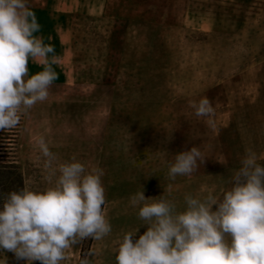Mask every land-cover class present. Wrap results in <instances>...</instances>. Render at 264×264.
<instances>
[{
  "label": "rangeland",
  "instance_id": "obj_1",
  "mask_svg": "<svg viewBox=\"0 0 264 264\" xmlns=\"http://www.w3.org/2000/svg\"><path fill=\"white\" fill-rule=\"evenodd\" d=\"M29 4L41 26L33 35L55 48L58 78L46 101L17 127L0 130V162L21 175L17 192L54 186L59 166L73 157L87 171L102 169L112 226L103 240L69 248L61 264H79L90 251L92 264H116L115 242L138 227L135 242L148 227L129 204L136 192L158 198L172 184L165 197L182 211L186 194L231 187L246 150L264 154V0ZM27 68L28 77L43 70L31 58ZM205 96L214 107L210 118L191 106ZM40 136L56 156L51 168L35 143ZM194 146L204 164L170 180L174 156ZM0 258L27 264L7 250Z\"/></svg>",
  "mask_w": 264,
  "mask_h": 264
},
{
  "label": "clouds",
  "instance_id": "obj_2",
  "mask_svg": "<svg viewBox=\"0 0 264 264\" xmlns=\"http://www.w3.org/2000/svg\"><path fill=\"white\" fill-rule=\"evenodd\" d=\"M40 28L29 0H0V130L17 127L23 114L48 99L58 78L54 46L33 35ZM29 58L43 69L31 77ZM191 106L197 117L214 115L207 96ZM35 143L45 167L51 168L56 156L49 144L43 136ZM205 159L195 146L176 154L169 165V179L191 176ZM261 160L264 154L246 150L241 166L227 181L231 187L213 186L202 197L186 194L182 211L165 197L166 192L171 195L172 184L158 198H146L143 191L130 196V206L138 208V218L148 227L135 242L138 227L115 242L116 264H264ZM58 172L54 186L43 191L25 186L4 200L0 249L13 252L17 260L61 264L72 246L88 238L101 241L112 233L103 170L87 171L73 157ZM95 254L90 251L79 264H92L89 257ZM0 264H7L6 258H0Z\"/></svg>",
  "mask_w": 264,
  "mask_h": 264
},
{
  "label": "trees",
  "instance_id": "obj_3",
  "mask_svg": "<svg viewBox=\"0 0 264 264\" xmlns=\"http://www.w3.org/2000/svg\"><path fill=\"white\" fill-rule=\"evenodd\" d=\"M22 185V177L17 173L16 168L9 163L0 162V202L5 200L7 194L17 192L16 188H21ZM2 209L3 207L0 208Z\"/></svg>",
  "mask_w": 264,
  "mask_h": 264
}]
</instances>
